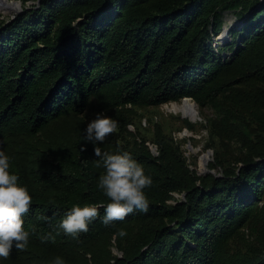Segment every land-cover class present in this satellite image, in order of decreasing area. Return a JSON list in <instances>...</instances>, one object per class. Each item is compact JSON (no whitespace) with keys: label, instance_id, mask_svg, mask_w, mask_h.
Listing matches in <instances>:
<instances>
[{"label":"trees","instance_id":"obj_1","mask_svg":"<svg viewBox=\"0 0 264 264\" xmlns=\"http://www.w3.org/2000/svg\"><path fill=\"white\" fill-rule=\"evenodd\" d=\"M20 1V13L0 14V147L33 201L29 245L2 264H264V0ZM228 12L237 24L215 43ZM186 97L214 110L208 167L218 175L136 125L138 109ZM93 107L119 121L100 146L131 152L153 183L147 212L97 217L74 238L59 228L66 211L110 200L82 139Z\"/></svg>","mask_w":264,"mask_h":264},{"label":"clouds","instance_id":"obj_2","mask_svg":"<svg viewBox=\"0 0 264 264\" xmlns=\"http://www.w3.org/2000/svg\"><path fill=\"white\" fill-rule=\"evenodd\" d=\"M118 126L117 119L101 111L81 130L82 139L94 145L95 164L104 169L98 177V187L110 200L106 205L98 202L76 203L66 211L59 228L74 238L87 232L97 217L108 224L114 219H124L134 209L148 211L150 202L145 188L152 185V176L145 172L143 164L131 152H110L100 146V142ZM86 147V144H81V149ZM11 160L12 157L0 147V258H8L13 247L27 248L30 242L24 214L28 213L33 196L28 186L20 182L19 173L11 170ZM40 219L49 220L50 217L42 213ZM119 234L126 235V230L120 229ZM50 235L41 236L42 241H47ZM50 264H67V261L57 255Z\"/></svg>","mask_w":264,"mask_h":264},{"label":"rangeland","instance_id":"obj_3","mask_svg":"<svg viewBox=\"0 0 264 264\" xmlns=\"http://www.w3.org/2000/svg\"><path fill=\"white\" fill-rule=\"evenodd\" d=\"M7 1L19 3V6L13 11H10L7 8H5V10L3 11H0L1 18L3 19H8L9 17L14 16L17 13H20L23 9V3L20 0ZM31 3L32 1L28 2V4L30 5ZM235 24H237V21L235 17H233L232 13H225L224 28L226 29L227 26H234ZM224 32L222 31L220 36ZM220 36L216 38L215 43L222 42L219 40ZM230 39L231 38H229L228 41H230ZM173 103L138 109L136 116V125L139 126L140 133L145 137H148L149 139H153L158 133V131L172 136L174 140L181 143V147L184 150V154L188 158V162L190 164H195L197 169L204 174L213 173L215 175H218L220 173V168L209 169L208 167L209 164L214 160V150L207 148V143L211 140V135L209 134L208 130L207 119L210 117H215L214 110L211 107H205L203 109H200L197 105L199 112V120L197 122H193L189 118L185 117L181 112H174L171 109V105ZM98 112L99 111L95 107L86 111L84 113L86 123L89 120L95 118V115ZM128 128L131 132H135L133 125H129ZM116 132L117 130L112 133H109L108 135H115ZM218 141L219 138L217 139V142ZM149 146L151 147L152 151L156 153V145L149 142ZM228 148H230V150L232 151H235V148H233V144H231ZM203 155L209 156L207 160V165L204 170L201 169L200 165V159ZM245 238L250 243L253 242V238L251 235H246ZM242 244L243 242L235 241L232 247L235 249L237 247L240 248ZM114 251L116 252V250Z\"/></svg>","mask_w":264,"mask_h":264},{"label":"bare ground","instance_id":"obj_4","mask_svg":"<svg viewBox=\"0 0 264 264\" xmlns=\"http://www.w3.org/2000/svg\"><path fill=\"white\" fill-rule=\"evenodd\" d=\"M18 6H19L18 3L8 2L7 0H0V11L5 10V8L9 9L10 11H13ZM226 30L220 36L221 40L226 39ZM171 109L174 112H181L185 117L189 118L193 122H197L199 120L198 107L191 100H183V102L181 103L174 102L171 105ZM208 157H209L208 155H203L200 159V165L202 170H204L207 165Z\"/></svg>","mask_w":264,"mask_h":264},{"label":"water","instance_id":"obj_5","mask_svg":"<svg viewBox=\"0 0 264 264\" xmlns=\"http://www.w3.org/2000/svg\"><path fill=\"white\" fill-rule=\"evenodd\" d=\"M18 5H19V3H18ZM12 17H13V16H12ZM183 100H191V98L186 97V98H184ZM193 103H194L195 105H197L196 102L193 101ZM199 172H200V171H199ZM200 174H204V173L200 172Z\"/></svg>","mask_w":264,"mask_h":264}]
</instances>
